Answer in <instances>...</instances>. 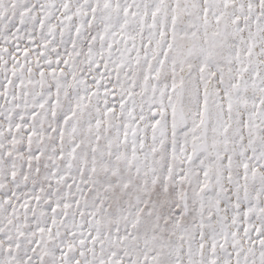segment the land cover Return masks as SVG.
<instances>
[{
  "label": "snow or ice",
  "instance_id": "obj_1",
  "mask_svg": "<svg viewBox=\"0 0 264 264\" xmlns=\"http://www.w3.org/2000/svg\"><path fill=\"white\" fill-rule=\"evenodd\" d=\"M0 264H264V0H0Z\"/></svg>",
  "mask_w": 264,
  "mask_h": 264
}]
</instances>
